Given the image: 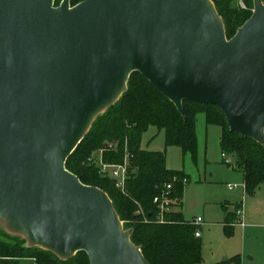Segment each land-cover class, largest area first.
<instances>
[{"label": "water", "instance_id": "1", "mask_svg": "<svg viewBox=\"0 0 264 264\" xmlns=\"http://www.w3.org/2000/svg\"><path fill=\"white\" fill-rule=\"evenodd\" d=\"M0 0V225L66 261L148 264L108 195L65 165L142 75L183 116L218 108L264 147V3L230 39L212 0Z\"/></svg>", "mask_w": 264, "mask_h": 264}, {"label": "trees", "instance_id": "2", "mask_svg": "<svg viewBox=\"0 0 264 264\" xmlns=\"http://www.w3.org/2000/svg\"><path fill=\"white\" fill-rule=\"evenodd\" d=\"M82 1L71 0V5ZM212 1L224 22L227 39L232 38L251 16L253 0H241L245 9L235 6L234 0ZM60 2L56 0L55 5L58 6ZM182 108L183 116L142 75L134 73L128 80L127 91L114 106L96 119L65 165L81 183L99 188L108 195L120 220L131 225V241L140 248L148 264H202L201 242L195 237L198 227L184 223L180 214L175 213L167 217L168 223L165 224L143 223L141 216L136 215L141 209L145 217L154 220L153 198L173 177H185L165 168L164 153L141 149L142 134L149 127L164 132L167 146H175L184 153L194 155L196 115L203 113L208 125L222 128L221 150L234 158V169L243 173L245 194L253 196L264 182L263 146L231 132L225 116L215 106L185 101ZM106 142L116 144V150L103 152L101 160L104 163L121 164L125 150L132 156L125 194L115 188L111 178L103 177L99 168L88 162ZM182 192L183 185L176 184L174 197L181 199ZM6 241H0V264H21V261L30 259L34 260L33 264H89L83 252L62 261L51 252L25 247L23 240Z\"/></svg>", "mask_w": 264, "mask_h": 264}, {"label": "rangeland", "instance_id": "3", "mask_svg": "<svg viewBox=\"0 0 264 264\" xmlns=\"http://www.w3.org/2000/svg\"><path fill=\"white\" fill-rule=\"evenodd\" d=\"M253 9V6H252ZM196 132V151L194 155L184 153L180 148L167 146L165 134L162 130L155 127H149L141 137L140 147L144 151L161 152L165 155V168L183 174L188 180L183 185L180 205L175 207L185 221L193 220L196 217L203 219L199 232L201 234V255L205 260L219 258L221 250H228L229 247L222 240L231 242V251H241V241L234 235L230 236L223 227L209 225V219H214V209L209 207L208 203L221 202L225 200H234L236 194L242 191L243 174L238 169H234V158L227 156L230 165L224 163L221 154L220 139L222 128L217 125H208L203 113L196 115L195 122ZM111 142H106V146ZM91 160L95 167L100 168L102 164L101 155L97 152L92 155ZM89 159V158H88ZM89 162V160H88ZM89 164V163H88ZM229 186L233 187L232 189ZM244 208L257 207L260 210L258 220L264 224V182L256 189L254 196H247L237 199ZM231 201V200H230ZM220 205L216 206L220 210ZM242 210H240L241 217ZM209 212L211 215H209ZM237 210L235 219H238ZM124 229L129 230V226L122 222ZM237 233V229H235ZM235 233V234H236ZM13 239L22 240L20 237L7 235L0 225V241L13 242ZM250 243V242H249ZM256 245L264 244L261 239L257 240ZM203 245V251H202ZM246 242L245 248L247 249ZM232 253V252H230ZM203 261V259H202ZM34 260L21 261V264H33ZM221 264V263H218Z\"/></svg>", "mask_w": 264, "mask_h": 264}, {"label": "crops", "instance_id": "4", "mask_svg": "<svg viewBox=\"0 0 264 264\" xmlns=\"http://www.w3.org/2000/svg\"><path fill=\"white\" fill-rule=\"evenodd\" d=\"M243 2L241 0H234V5L237 7H240L239 4ZM244 5V4H243ZM222 157V154H221ZM240 171V170H239ZM241 172V171H240ZM241 174H243L241 172ZM243 176V175H242ZM255 194V193H254ZM245 195V189H244V177H243V187L242 191L235 196V199L232 200H223L219 202H212L208 203L209 207L214 209V219H209L207 222L209 225H219L220 227H223V229L230 234V236L234 235V237H238L241 241V251H231L232 245L231 242L222 240V243H226V245L229 247L228 250H221V253L219 254V258H216L215 256L213 259L205 260L202 256V264H264V247L262 245H256V241L261 239L264 244V224L263 222L258 220L260 210L257 207H250V208H244L242 210V205L239 203L237 199L243 198ZM254 196V195H253ZM180 200H177V204L175 207L180 205ZM219 206L220 210H217L215 208L216 206ZM175 207L173 208L172 214H180L179 212L175 211ZM242 210V217L241 222L242 225H239V217L236 220L235 219V211ZM209 215L210 212H209ZM180 217L184 223H191L194 222L197 218L201 219V223L198 226V230L200 229L201 225L203 224V219L201 217H196L193 220L185 221L183 219V216L180 214ZM237 229L236 231H234ZM200 233V232H199ZM236 233V234H235ZM201 238V234L199 239ZM201 241V240H200ZM246 242L248 243L247 249L245 248ZM250 242V243H249ZM202 251H203V245H202ZM232 252V253H230Z\"/></svg>", "mask_w": 264, "mask_h": 264}, {"label": "built area", "instance_id": "5", "mask_svg": "<svg viewBox=\"0 0 264 264\" xmlns=\"http://www.w3.org/2000/svg\"><path fill=\"white\" fill-rule=\"evenodd\" d=\"M240 8L245 9L242 3L239 4ZM116 150V144L109 143L104 146L101 150L98 151L100 155L103 152H111ZM132 156L125 150V156L123 162L121 164H107L102 161L101 167L99 168L100 174L103 177H109L114 181L115 188L119 190L121 193L125 194V184L126 180L128 179L129 174V165ZM222 159L225 164L230 165V160L227 158V155L222 153ZM90 163H93L91 158L89 159ZM188 180L186 177L178 178L173 177L172 181L166 183L162 186L158 195L153 198V205L155 208V216L154 220H150V218L145 217L144 213L141 209L136 212L137 216H141L143 223H158V224H165L168 223L167 217L172 213L173 208L177 204V198L174 197V186L176 184L184 185L187 184ZM230 189L233 187L229 186ZM239 217V225H242L241 222V213L240 210L237 212ZM201 223V219L197 218L194 222H191V225L198 227ZM195 237L199 238L200 233L199 230L195 232Z\"/></svg>", "mask_w": 264, "mask_h": 264}]
</instances>
